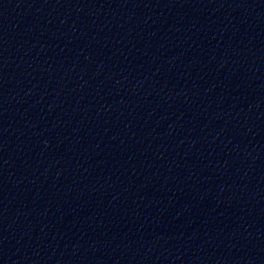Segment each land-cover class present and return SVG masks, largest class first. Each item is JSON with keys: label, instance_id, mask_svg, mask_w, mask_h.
<instances>
[{"label": "water", "instance_id": "95a60500", "mask_svg": "<svg viewBox=\"0 0 264 264\" xmlns=\"http://www.w3.org/2000/svg\"><path fill=\"white\" fill-rule=\"evenodd\" d=\"M0 264H264V0H0Z\"/></svg>", "mask_w": 264, "mask_h": 264}]
</instances>
